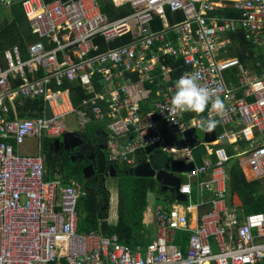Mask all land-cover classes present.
<instances>
[{
    "label": "built area",
    "instance_id": "built-area-1",
    "mask_svg": "<svg viewBox=\"0 0 264 264\" xmlns=\"http://www.w3.org/2000/svg\"><path fill=\"white\" fill-rule=\"evenodd\" d=\"M113 2L127 4L130 13L111 21L98 0H27L25 13L38 41L27 45L25 56L18 45L0 54V264H264V213L242 217L228 202L230 157L223 147L246 142L238 164L264 181V67L256 64V73L230 56L239 45L231 36L240 33L264 48V0ZM168 12L182 13V21L170 23ZM155 18L164 20L160 31L150 29ZM192 71H200L201 83L225 102L222 115L209 105L205 116L221 127L214 141L220 149L214 142L183 148L165 143L163 125L178 127L172 134L181 138L199 121H185L187 113L166 118L175 81ZM226 73H235L237 85L227 84ZM156 81L159 100L146 119L145 86ZM73 83L94 94L80 108L72 100ZM41 98L43 116L20 106ZM73 115L80 134L91 123L107 126L109 160L128 167L137 165L139 150L157 142L166 152L181 153L176 160L186 164L194 163L197 145L206 148L201 166L182 174L179 193L190 201L157 207L152 221L158 235L145 247L124 245L118 235L79 233L82 187L73 179L65 184L62 175L47 178L44 148L67 133L65 121ZM206 195L210 209L201 212ZM181 238H187L185 249Z\"/></svg>",
    "mask_w": 264,
    "mask_h": 264
},
{
    "label": "trees",
    "instance_id": "trees-1",
    "mask_svg": "<svg viewBox=\"0 0 264 264\" xmlns=\"http://www.w3.org/2000/svg\"><path fill=\"white\" fill-rule=\"evenodd\" d=\"M27 0H18L10 4L8 9L11 20H5L0 22V54H3L5 49L8 46L13 44L18 45L25 56L27 52V45L33 42H37L38 38L31 34V29L29 28V23L27 21V16L24 9V3ZM46 3H50L56 0H43ZM68 1V0H62ZM101 5L103 13L108 17L109 20H116L122 18L130 13L129 6L124 4L120 7L114 6L111 0H98ZM2 11V9H1ZM227 14H232L231 12H226ZM169 19L172 23H175L174 17H177V21L182 19L180 13L171 14L168 12ZM235 15V14H234ZM237 16V15H236ZM158 26L160 22H158ZM160 26L158 27V29ZM30 30V32H29ZM232 39L236 40L239 45L232 46L230 50V55L238 57L242 64H248L251 69L255 68L256 61H262L260 66H264V56L260 55L254 57L253 46L247 42L243 34H237L231 36ZM130 40V36H127L123 39H118L113 45L123 44L126 41ZM170 62V60H169ZM179 66V62L177 64ZM259 71V70H258ZM182 71L178 72L177 75H180ZM136 78H133V81H136ZM97 79L96 87L100 91L101 85L98 83ZM159 81H156L155 84L150 85L146 84V89L151 90V95L147 100L142 102V111L141 113L147 119L150 113L153 111V105L156 103L159 98L157 97V88ZM72 100L74 105L77 108H80L82 101L85 98L93 97L94 94L86 93L83 86L79 83H73L70 86ZM45 100L43 98L37 100H26L21 103L23 109H33L39 110V113L35 116H43L45 108ZM207 109L202 114L187 113L184 120L188 121L191 118L201 117L205 118ZM20 116H33L23 112ZM219 123L214 129L215 132L219 133ZM107 126L101 123H91L87 130H105ZM82 134H86L82 133ZM54 141H47L45 150V157L47 165L50 171H58L63 174L65 179V184H68L70 179L75 180L83 189L84 194L79 199L77 215V231L79 233H91V232H101L105 236L118 235L120 243L127 245L131 248H135L138 245L146 246L152 241L149 239V236H146L145 230L148 227V224L144 222L145 213L149 207L148 195L150 193H156L158 203H166L167 200L174 201L175 196L170 192L162 193L160 184L151 178H138L136 176L125 175L124 173L117 175L119 177L118 181V221L115 224L109 223V210L110 206L106 208V205L110 203L111 193L107 188L106 184L101 188H93V192L87 194L88 186L83 187L78 179L71 177L70 173H67L62 166H59L58 161L54 158L53 153L50 151L51 144ZM214 147L220 149V143L217 142ZM226 152L229 157H232V149L226 147ZM139 158L143 159L146 157L144 149H141L137 152ZM141 156V157H140ZM215 157L214 155L212 156ZM228 175H229V190L231 194H237L241 201V212L245 215L252 213H264V184L260 181H247L242 168L239 166L237 161L234 158L228 160ZM51 174L53 175L54 172ZM49 179H53L50 177ZM172 196H171V195ZM62 264H66L65 261H62Z\"/></svg>",
    "mask_w": 264,
    "mask_h": 264
},
{
    "label": "water",
    "instance_id": "water-1",
    "mask_svg": "<svg viewBox=\"0 0 264 264\" xmlns=\"http://www.w3.org/2000/svg\"><path fill=\"white\" fill-rule=\"evenodd\" d=\"M12 1L18 0H4V4L11 3ZM2 2H0L1 4ZM173 133H178V127L174 126L170 128ZM195 129L192 128L183 133V137L175 140V144L179 148L186 147L189 144H194L196 142ZM74 140L73 149L79 148L80 151H85L92 147V140L89 139L86 134L80 133H66L63 137V142L68 139ZM216 136L214 131L204 135V141L210 143L215 141ZM55 143H59L56 140ZM146 157L137 161V165L133 167H128L125 161H110L106 158L103 148L97 153L96 157L92 156L91 159L96 158L98 166V175L102 177V184H106V179L108 177L114 178L117 175L124 173L129 176H136L138 178H151L156 180L161 186V192H170L175 196L176 200L185 201L186 195L180 194L179 189L181 185L182 174L192 171L195 166H201V156L206 153V148L204 145H197L193 149V155L195 158L194 163L186 164L185 161L171 159L166 151L161 148L160 143L150 144L145 148ZM92 191L88 190L85 197L91 194ZM109 204L106 205V208ZM148 219V214L145 213L144 222L146 223Z\"/></svg>",
    "mask_w": 264,
    "mask_h": 264
},
{
    "label": "clouds",
    "instance_id": "clouds-1",
    "mask_svg": "<svg viewBox=\"0 0 264 264\" xmlns=\"http://www.w3.org/2000/svg\"><path fill=\"white\" fill-rule=\"evenodd\" d=\"M200 71L187 72L181 75L174 84V92L166 109L167 119H173L185 113L202 114L211 106V111L222 115L226 111L225 102L216 90L201 83ZM218 121L201 117L197 126L204 132H212ZM81 186V185H80Z\"/></svg>",
    "mask_w": 264,
    "mask_h": 264
},
{
    "label": "flooded vegetation",
    "instance_id": "flooded-vegetation-1",
    "mask_svg": "<svg viewBox=\"0 0 264 264\" xmlns=\"http://www.w3.org/2000/svg\"><path fill=\"white\" fill-rule=\"evenodd\" d=\"M64 135L57 139L59 143L54 142L50 147V151L58 161L59 166H62L67 173H70L71 177L82 178L85 183L84 187L88 186L87 190L93 192L92 187H103L105 184H102V177L98 175L97 160L96 158L91 159V157H96L102 147L106 158L109 159L106 144L107 132L104 130H87L86 136L92 140V147L85 151H80L79 148L73 149L74 140L71 138L63 142ZM110 178L108 177L106 181Z\"/></svg>",
    "mask_w": 264,
    "mask_h": 264
},
{
    "label": "crops",
    "instance_id": "crops-1",
    "mask_svg": "<svg viewBox=\"0 0 264 264\" xmlns=\"http://www.w3.org/2000/svg\"><path fill=\"white\" fill-rule=\"evenodd\" d=\"M112 1V3L114 4V2H113V0H111ZM117 2H118V0H116ZM12 2H15V1H12ZM11 2V3H12ZM10 3V4H11ZM10 4H4L3 2L0 4V8L3 10L4 8H6V9H9L10 8ZM2 5H4V7H1ZM124 5V4H123ZM115 6V5H114ZM118 7H120V6H118ZM178 13H180V12H178ZM10 14V13H9ZM8 14V16L9 17H7L8 19H11V15H9ZM171 14H174V13H171ZM181 15H182V13H180ZM182 19H183V15H182ZM182 19H180L179 21H177V17H174V21H176V22H180V21H182ZM6 19H4V20H2V21H0V22H4ZM168 20H169V22L170 23H172L171 22V20L169 19V15H168ZM28 21V20H27ZM158 22H160V28L158 29ZM175 22V23H176ZM172 24H174V23H172ZM163 27H164V20H162L161 18H155V20L150 24V29L152 30V31H160V30H162L163 29ZM29 28H30V26H29ZM29 32H30V30H29ZM32 34V33H31ZM169 39H174V35L173 34H170L169 35ZM251 44V43H250ZM15 44H13L12 46H14ZM12 46H8L6 49H9V48H11ZM5 49V50H6ZM1 52V51H0ZM231 56V55H230ZM232 57H234V56H232ZM236 58H238V57H236ZM240 60V59H239ZM241 61V60H240ZM245 68H247V69H249L250 71H253V72H256V73H259L260 72V70H261V68L260 69H256V68H254V69H251V67L248 65V64H246V65H244V64H242ZM255 66H256V64H255ZM259 70V71H258ZM235 75V73H226L225 74V76H224V79H225V81L227 82V84H230V86H234V85H237V80H236V76H234ZM150 91L151 90H145V95H146V97H147V99L150 97V95L152 94V93H150ZM157 94H158V92H157ZM157 97H158V95H157ZM196 119H198V118H196ZM199 120V119H198ZM163 127H165L164 128V133L166 134L167 132L169 133V135L167 136V139L168 138H170V137H172V136H174L173 134H172V131H171V129L170 128H168V127H166V126H164L163 125ZM219 128H220V131H219V133L221 132V127L219 126ZM195 134H194V137H195V140H196V143H200V144H203V143H206L205 141H204V135H205V133L206 132H204V131H202L203 132V137H202V139L201 140H199L198 139V137H197V129H198V126H196L195 128ZM104 131H108V129H107V127H106V129L104 130ZM214 131V130H213ZM214 133H215V136L216 135H218L219 133H217V132H215L214 131ZM264 138V137H263ZM214 142V141H213ZM217 142H214V144L213 145H215ZM248 144L246 143V142H244V141H239L238 143H236V144H224L223 145V147H224V149H225V152H226V147L228 146V148H231L232 149V152H234V153H232V154H234V155H232V156H234V157H230V159L231 158H234L236 161H237V154H239L242 150H244L245 149V147L247 146ZM146 153V152H145ZM226 154H227V152H226ZM227 156L229 157V155L227 154ZM141 157V156H140ZM227 163H228V161H227ZM237 163H238V161H237ZM227 165V164H226ZM227 168H228V165H227ZM228 170V169H227ZM242 170H243V173H244V175H245V177H246V179H247V181H249V182H253V181H260V182H262L263 184H264V181H262V180H255V179H253L250 175H248L247 174V172L242 168ZM51 172L53 173L54 172V174L52 175L51 174ZM184 174V173H183ZM59 175H62L63 176V174H61L60 172H58V171H50L49 170V167H48V165H47V178L49 179L50 177H53V179H55L57 176H59ZM183 176V175H182ZM229 176V175H228ZM183 178V177H182ZM181 178V179H182ZM183 181H184V179H183ZM111 193V192H110ZM171 195V194H170ZM172 196V195H171ZM111 198H112V194H111ZM110 198V203H111V201H112V199ZM118 198V197H117ZM210 199V196L209 195H206V200H207V203L203 206V208L201 209V212H205V211H208L209 209H210V205L208 204L209 203V200ZM118 201V200H117ZM190 201V199L188 198V197H186V200L185 201H179V200H176V199H174V201H172V200H167V201H165L166 202V205L165 206H163L162 205V203H156V209H157V207L158 206H163V207H171L173 204H175V203H178V202H184V203H188ZM192 201L194 202V203H197L198 201H199V197H198V195H195L194 197H192ZM228 202H230L232 205H235V206H237L238 207V210L240 211V213L242 214V212H241V206H242V201H241V199H240V197L237 195V194H231V193H229V198H228ZM110 203H109V206H110ZM171 205V206H170ZM117 207H118V203H117ZM118 209V208H117ZM151 213V209L149 210V208H148V210H147V212H146V214H148V219H147V221H146V224H153V214L151 215L150 214ZM195 213H193V215H194ZM253 214V213H252ZM243 216L242 217H244L245 216V214L243 213L242 214ZM109 221V223L110 224H115V223H112V221L109 219L108 220ZM118 221V215H117V217H116V222ZM158 235V234H157ZM187 239V238H186ZM185 238L183 239V238H181V242L183 243V245H184V249L186 248V245H187V240H186Z\"/></svg>",
    "mask_w": 264,
    "mask_h": 264
},
{
    "label": "rangeland",
    "instance_id": "rangeland-1",
    "mask_svg": "<svg viewBox=\"0 0 264 264\" xmlns=\"http://www.w3.org/2000/svg\"><path fill=\"white\" fill-rule=\"evenodd\" d=\"M1 7H4V5H2ZM8 14H9L8 9L4 8L1 11V8H0V21H2L4 19L11 20V19L7 18V17H9ZM131 26H132V28H135V23L131 22ZM253 53H254L253 54L254 57H258L260 55L264 56V48L253 46ZM261 62L262 61L258 60V61H256V64L261 65ZM261 67H264V66H261ZM65 126H66L67 133H77L81 129L80 123L77 120V117L75 115L70 116L68 119H66ZM92 131H95V129H92ZM165 135L168 136L169 133L167 132ZM177 137H179V136L178 135L172 136V137L168 138L165 143L175 145V140ZM197 137L199 140H201L203 137V132L199 127L197 129ZM168 150L170 151V148H168ZM169 151L166 153L171 159H182L183 158L181 153H175V152H169ZM78 180L84 187L85 183L83 182V179L79 177ZM118 181H119V177L110 178L106 181V186L112 194V198H111L112 201L110 203V210H109V219L112 221V223H116V217L118 215V209H117L118 208L117 207V203H118V201H117L118 200V198H117L118 197ZM84 190L85 189H83V191ZM156 199H157L156 193H150L148 195V201H149V207L148 208H149V210L151 209V213H150L151 215L153 213H155V210H156V203H157ZM162 205L165 206L166 203H162ZM144 232H145L146 236H149V239L153 240L157 237L158 229L154 224H152V225L149 224ZM144 247H145V245H144Z\"/></svg>",
    "mask_w": 264,
    "mask_h": 264
}]
</instances>
